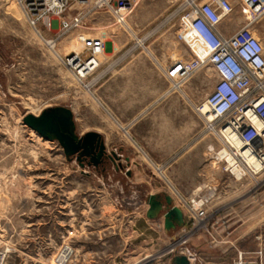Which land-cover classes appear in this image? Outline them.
<instances>
[{
  "label": "rangeland",
  "instance_id": "1",
  "mask_svg": "<svg viewBox=\"0 0 264 264\" xmlns=\"http://www.w3.org/2000/svg\"><path fill=\"white\" fill-rule=\"evenodd\" d=\"M185 1L140 0L120 25L98 9L51 49L57 26L36 31L16 0H0L1 264H170L176 246L196 254L190 264H232L238 249L264 248V171L236 180L208 156L217 141L195 107L215 75L178 36ZM79 32L105 41L83 79L59 57ZM253 33L264 38V19ZM56 105L78 134L102 135L107 161L81 165L23 122ZM163 192L181 210L206 197L208 219L165 233L145 214L147 196Z\"/></svg>",
  "mask_w": 264,
  "mask_h": 264
},
{
  "label": "built area",
  "instance_id": "2",
  "mask_svg": "<svg viewBox=\"0 0 264 264\" xmlns=\"http://www.w3.org/2000/svg\"><path fill=\"white\" fill-rule=\"evenodd\" d=\"M26 19L36 31H52L56 27V41L72 29H84L87 17L98 9H105L116 24H123L140 0H16ZM183 30L178 33L202 62H208L215 75L210 91L197 104V110L207 115L213 125L216 143L208 147L210 159L220 164L229 177L240 180L255 177L264 171V42L249 27H242L230 35L223 34L219 25L232 12L229 0H186L182 4ZM75 7L76 12L60 17ZM264 11V3L257 10ZM57 21V22H55ZM185 32L202 45L198 52L190 45ZM85 39V53L69 54L68 69L79 79L95 71L105 52L102 38L79 32ZM68 60V61H67ZM210 189V187H208ZM206 197H198L184 204V224H203L208 219ZM179 231H185L183 225ZM182 236H179L181 238ZM261 236H257L260 239ZM177 247V246H176ZM171 249L183 254L189 262L195 253L187 246ZM1 264V258H0ZM232 264H264V248L236 252Z\"/></svg>",
  "mask_w": 264,
  "mask_h": 264
},
{
  "label": "water",
  "instance_id": "3",
  "mask_svg": "<svg viewBox=\"0 0 264 264\" xmlns=\"http://www.w3.org/2000/svg\"><path fill=\"white\" fill-rule=\"evenodd\" d=\"M23 122L41 136L57 140L63 148L65 155L70 159L74 156L81 165L98 166L107 161L111 155L106 154L102 135L97 131H87L78 134L75 130L73 112L62 105L49 106L39 114L26 113ZM115 155V153H112ZM146 216L149 219L163 217L165 231L174 230L184 225V215L181 208L174 202L171 195L163 193H150L147 198ZM170 264H190L183 254H174Z\"/></svg>",
  "mask_w": 264,
  "mask_h": 264
},
{
  "label": "crops",
  "instance_id": "4",
  "mask_svg": "<svg viewBox=\"0 0 264 264\" xmlns=\"http://www.w3.org/2000/svg\"><path fill=\"white\" fill-rule=\"evenodd\" d=\"M229 1L230 3L231 2L234 3V6L232 5L233 10L231 13L223 17L219 25L220 31L225 35H230L242 27H249L250 30L253 32L259 31V25L264 19V11L260 13L257 10L261 5H263L264 0H229ZM261 40L264 42V38H262ZM147 207L148 205L145 206V212ZM146 219L153 220L147 217ZM157 221L163 224V217H159ZM162 230L165 233L167 232L164 229ZM255 247L256 245L251 249H254ZM251 249L248 248L247 250H251Z\"/></svg>",
  "mask_w": 264,
  "mask_h": 264
},
{
  "label": "bare ground",
  "instance_id": "5",
  "mask_svg": "<svg viewBox=\"0 0 264 264\" xmlns=\"http://www.w3.org/2000/svg\"><path fill=\"white\" fill-rule=\"evenodd\" d=\"M23 11V10H22ZM24 13V12H23ZM175 14V13H174ZM25 15V14H24ZM171 16H173V15H171ZM26 17V16H25ZM169 18V17H168ZM27 22H28V20H27ZM29 23V22H28ZM30 25V24H29ZM126 26V25H125ZM100 27V29H99V33H101V32H103L104 30V27H108L107 25H105V26H99ZM33 28V27H32ZM34 29V28H33ZM99 37V36H98ZM99 38H102V37H99ZM77 39V42L75 43H73L72 44V48H69V49H67L65 52V54H63V55H60L59 57H60V60H61V62H62V64L64 65V67H66V68H68L67 66H68V64H67V62H66V58H68L67 56L69 55V54H72V55H75V56H78V54L80 55V54H82L83 52H84V49H85V43L87 42V41H85V39L82 41L80 38H76ZM142 40H139L138 42H140L141 44H142V42H141ZM47 44L49 45V47H51V49L53 48V46L55 45V41L54 40H51V39H49V41H47ZM190 45L193 47V49L195 50V51H199L198 49H197V47L193 44V43H190ZM54 49V48H53ZM114 49H116V47H115V44H113V50ZM52 51H54V50H52ZM68 61V60H67ZM69 70V69H68ZM70 71V70H69ZM71 72V71H70ZM72 73V72H71ZM72 75L73 76H75L74 75V73H72ZM76 78H77V76H75ZM79 79V78H78ZM175 87H178L179 86V84H175L174 85ZM91 94V93H90ZM98 104V103H97ZM196 107H197V105H196ZM195 107V110H197V108ZM198 111V110H197ZM198 113L203 117V119L205 120V122L206 123H209V118L208 117H206L207 115H202V113L200 112V111H198ZM209 125V128L212 130V127H213V125L211 124V123H209L208 124ZM212 160V159H211ZM118 161V160H117ZM214 161V160H213ZM216 162V161H215ZM178 206V205H177ZM179 207V206H178ZM180 208V207H179ZM184 232V231H183ZM181 233H182V231H181ZM178 236H184V233L183 234H180V235H178ZM63 255H68V253H69V249L68 248H65L64 250H63Z\"/></svg>",
  "mask_w": 264,
  "mask_h": 264
}]
</instances>
